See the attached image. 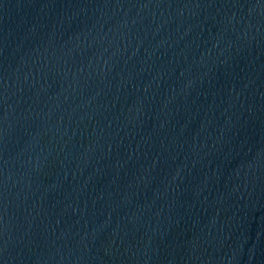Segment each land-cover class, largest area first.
<instances>
[{"label": "water", "instance_id": "water-1", "mask_svg": "<svg viewBox=\"0 0 264 264\" xmlns=\"http://www.w3.org/2000/svg\"><path fill=\"white\" fill-rule=\"evenodd\" d=\"M0 264H264V0H0Z\"/></svg>", "mask_w": 264, "mask_h": 264}]
</instances>
